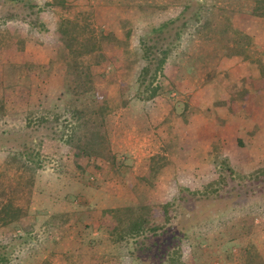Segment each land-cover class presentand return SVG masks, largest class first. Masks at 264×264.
Masks as SVG:
<instances>
[{
  "label": "rangeland",
  "instance_id": "obj_1",
  "mask_svg": "<svg viewBox=\"0 0 264 264\" xmlns=\"http://www.w3.org/2000/svg\"><path fill=\"white\" fill-rule=\"evenodd\" d=\"M47 1L33 0L43 30L0 23V204L11 203L14 218L5 224L0 213V245L9 264H264V0H203L212 30L190 23L165 82L140 97V40L188 0ZM61 18L85 27L62 35ZM92 46L98 156L77 154L81 129L67 111L77 80L66 74L82 73ZM64 51L63 62L78 65L69 72L59 68ZM154 155L165 159L156 157L150 180ZM124 207L121 240L100 213Z\"/></svg>",
  "mask_w": 264,
  "mask_h": 264
},
{
  "label": "trees",
  "instance_id": "obj_2",
  "mask_svg": "<svg viewBox=\"0 0 264 264\" xmlns=\"http://www.w3.org/2000/svg\"><path fill=\"white\" fill-rule=\"evenodd\" d=\"M202 1L203 0H188V2L183 6V9L176 17L162 22L155 28H152L150 33L140 40V58L142 60L144 59L145 64L141 66L140 72L137 77L139 87L138 91L136 92V97H140L139 91L144 92L151 89L153 93H156L160 87V83L165 82L166 79L164 77V74H162V70L166 63L167 57L169 56L172 47L176 44H179L180 40L182 39V33L186 30L190 23L194 22L198 24L197 28L195 29L196 32H199L201 30V26L208 27V29H210L209 31H206V33L212 30L211 28H209L211 19L208 20V18H206L205 20H203L202 16L200 15V11L204 7ZM44 5L46 7H65L67 6V3L65 0H49L45 2ZM35 7L37 6L33 2V0H0V23L4 24V22L8 20H17L29 27L27 28V30L23 28L27 32H31V30L33 29L43 30L46 24L43 20H41L40 15L38 14L40 11V7L36 8V10L34 9ZM84 27L85 25L79 23L77 20L61 18L58 20L57 31H61L62 35L74 37L77 34V31L82 30ZM225 29L227 28L224 27L223 30ZM235 32L239 33L238 30H235ZM241 34L242 37L244 36V40H250L248 36H245L240 32V35ZM245 44H248V42H246ZM89 52L88 55L92 56V59L90 62L84 63V68L80 75H75L73 74V72H71L70 74H66V77H71L70 75H73V77L77 80L76 82H73V84H69L67 86L68 90L71 91V102L67 104V111L70 112L71 116L78 122V126H75V128H77V130L81 129V131H76L79 138L78 141H80L75 146L78 151L77 154H88L89 156L91 154H94L95 156H98L102 155L101 146L104 147L103 144L105 143V135L99 133V129L104 125V121L102 112L96 110L94 108V105H92L93 102L95 103V98L97 95L93 90V87L89 85L92 80V76L90 74V69L92 66L91 64L92 60L94 62L97 61L96 57H98V48H96V46H92L89 48ZM66 56L67 51H64L61 55L59 68H61L63 71L69 72L71 69H75L78 65L72 62L71 64L67 62L64 63L63 60H65ZM100 57L104 58L102 54H100ZM147 77L149 78L147 79ZM156 77H159L160 80L158 81L157 85L151 87V85L156 80ZM88 133L92 135L88 137ZM241 141L242 140L240 139L239 142ZM243 144L244 143L242 141L241 145ZM21 155L22 152L16 153L14 159H18V161H20ZM156 157L159 159H165L164 157L159 155L150 157V167H148V171L145 175L150 180L154 176H156V172L158 171L159 165L156 161ZM111 159L112 164H115L114 158L111 157ZM121 163L123 162L121 161L120 163H117L118 171L121 169ZM137 206L136 208L138 209L139 206ZM127 209L128 208L125 207L106 208L103 209L100 213L101 220H107V223L110 225V227H112L109 231L111 233L114 232L117 235L118 239L121 240L124 239L128 234L124 230V227L121 228L119 232H115V224L122 220V218H125L126 220L131 218L129 217L131 215V212ZM11 212V203L8 202L7 204L1 205L0 213H3L5 220V222L3 223H14V218L10 215ZM142 216L143 215L140 214V216H138L137 218L138 220L133 219V222L137 225V229L135 230V233L137 235L142 232V226L139 224L142 221ZM139 226L141 227L139 228ZM153 229L157 228L153 227ZM170 231H165L164 235L167 236ZM179 239L180 234H174L171 238V243L175 244ZM6 248V245H0V264H9V251L6 250ZM173 252L175 253V251ZM170 262L172 264H181L175 263L173 257L170 258Z\"/></svg>",
  "mask_w": 264,
  "mask_h": 264
}]
</instances>
